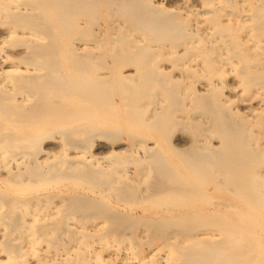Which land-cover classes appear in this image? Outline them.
Returning <instances> with one entry per match:
<instances>
[{
    "label": "bare ground",
    "instance_id": "obj_1",
    "mask_svg": "<svg viewBox=\"0 0 264 264\" xmlns=\"http://www.w3.org/2000/svg\"><path fill=\"white\" fill-rule=\"evenodd\" d=\"M0 264H264V0H0Z\"/></svg>",
    "mask_w": 264,
    "mask_h": 264
}]
</instances>
